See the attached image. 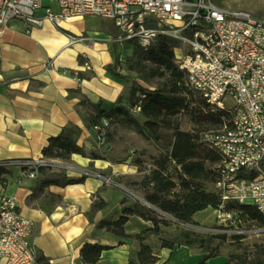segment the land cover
I'll use <instances>...</instances> for the list:
<instances>
[{"label": "crops", "instance_id": "1", "mask_svg": "<svg viewBox=\"0 0 264 264\" xmlns=\"http://www.w3.org/2000/svg\"><path fill=\"white\" fill-rule=\"evenodd\" d=\"M65 23L70 28L48 23L30 27L13 21L0 39V163L7 172L0 191L13 197L20 214L32 222V243L45 264H83L80 249L85 243L106 247L97 264H129L130 253L138 250L139 243L94 231L86 213L98 197L107 207L94 220H117L126 208L121 202L127 191L120 180L137 173L128 160L115 161L99 154L94 133L85 128L77 104L85 97L103 109L117 104L128 108V84L110 74L107 67L117 58L121 62L117 72L126 75L124 62L132 52L125 54L127 46L113 42L118 33L114 25L102 29L86 17ZM79 37L90 44L75 41ZM69 123L82 130L77 145L83 147L86 157L72 155L66 162L44 159L42 149L48 140ZM91 153L101 159H89ZM21 161L43 164L47 174L84 180L36 191L42 176L26 178L18 165ZM106 179H112L111 187ZM150 228V222L132 216L124 232L133 236ZM144 243L151 245L147 240ZM151 246L157 256L155 264H198L204 256L183 246L173 250ZM226 262L227 256L220 254L204 264Z\"/></svg>", "mask_w": 264, "mask_h": 264}, {"label": "built area", "instance_id": "2", "mask_svg": "<svg viewBox=\"0 0 264 264\" xmlns=\"http://www.w3.org/2000/svg\"><path fill=\"white\" fill-rule=\"evenodd\" d=\"M89 16L111 20L118 31L113 42L118 45L147 50L159 35L179 40L174 63L186 85L211 113L230 114L228 126L203 133L201 142L220 158L215 166L219 180L213 185L221 201L214 211L221 224L216 232L233 227L235 235H243L237 214L223 208L236 202L253 206L264 216L260 168L264 160V21L210 0H0V39L13 21L30 27L45 23L60 27ZM75 41L90 44L83 37ZM128 110L139 114L140 103ZM108 126L102 120L93 128L97 148L105 145ZM18 165L28 179L37 178L43 166L32 161ZM251 170L257 172L254 179L239 176ZM32 231V222L20 214L15 199L0 191V264L37 263Z\"/></svg>", "mask_w": 264, "mask_h": 264}, {"label": "trees", "instance_id": "3", "mask_svg": "<svg viewBox=\"0 0 264 264\" xmlns=\"http://www.w3.org/2000/svg\"><path fill=\"white\" fill-rule=\"evenodd\" d=\"M179 46V40L159 35L147 50H142L134 44L130 46L132 56L124 62L126 75L117 72L121 65L117 58L107 67L110 74L128 84L126 99L129 106L136 102L140 103L139 115L144 119L142 123L129 112L128 108L119 104L110 109H103L100 103L94 104L82 97L77 106L78 115L83 120L85 128L92 131L95 126L101 124L102 120H107L109 124L114 122L122 128L135 131L143 139L150 140L162 149V154L155 161L154 168L139 182L131 183L129 186L137 187L147 204L158 208L178 223L195 225L193 216L196 213L206 209L218 210L221 203L218 195L208 191L206 187L213 186L219 180V172L215 166L220 158L201 142V135L228 126L230 114L222 110L211 113L208 105L186 85L183 72L174 63V51ZM140 82L154 83V89L143 88ZM180 115H186L191 125L198 130H181L178 122ZM81 133L82 130L78 126L69 123L56 137L48 140L47 145L42 149L43 158L66 162L72 155L86 157L83 147L77 145ZM89 159L98 160L101 156L91 153ZM172 164L177 169L174 176L168 174V166ZM260 168L264 173V160L260 163ZM45 170V167L38 168L42 179L36 191L52 185L65 187L82 183L84 180V178L70 179L65 174H47ZM6 173L0 168V183ZM239 176L252 180L257 176V172L255 170L241 172ZM116 183L119 184V181L116 180ZM124 203L125 200L121 202ZM106 207L107 204L98 197L92 201L86 217L88 222L94 225V231L104 230L116 237L136 240L139 247L137 251L130 253L129 264H155L157 256L153 248L144 242L150 233L160 235L159 225H165L164 220H158L153 210L137 202L124 208L117 220H113L112 217L94 220L97 213ZM223 211L236 213L240 221L252 222L264 228V216L253 206L228 202L224 205ZM132 216L150 222L152 228L133 236L126 235L124 225ZM241 237V235L231 236L234 240H239ZM224 240H226L224 234H208L200 237L195 232L181 229L168 239L159 237L158 248L173 250L183 246L196 250L204 255L198 264H204L206 260L220 255L216 242L220 245ZM105 249L106 247L98 244H83L80 249L82 263L97 264ZM228 258H232V255L227 257L226 264ZM236 261L237 264H264V245H255L251 255L237 256ZM37 263L45 264L43 258H38Z\"/></svg>", "mask_w": 264, "mask_h": 264}, {"label": "rangeland", "instance_id": "4", "mask_svg": "<svg viewBox=\"0 0 264 264\" xmlns=\"http://www.w3.org/2000/svg\"><path fill=\"white\" fill-rule=\"evenodd\" d=\"M213 4L219 7L228 9H241L248 11L253 17L264 21V0H210ZM89 22L95 23L98 27L104 29L109 24L113 27V22L108 19L89 16L86 17ZM128 48V49H127ZM125 54L132 52V47L127 46ZM135 76V75H132ZM140 85L146 89H154V83L145 84L140 82ZM135 118L142 123L144 121L141 115H134ZM179 128L183 131L198 130V128L191 125L186 115L178 116ZM204 129H201V131ZM200 131V132H201ZM93 132V131H92ZM106 141L105 145L101 148H97V151L101 155H109L112 160L129 161V165L133 166L136 173L132 178L122 179L120 183L126 187L127 193L125 194V203L123 206H131L134 202L141 204L142 206L154 211L157 219L164 220L165 225H159L161 230L160 235L148 234L147 242L153 246H158V238L168 239L172 235L176 234L181 229L190 230L195 232L198 236L203 237L208 234H224L226 240L221 244L216 242L217 251L220 254H225L227 257L232 255V258H228V264H237L236 257L243 255H251L254 246L262 244L264 245V228L258 227L255 223L241 220V225L238 228L243 230L244 234L239 240L231 238L233 233V227L225 228L226 232H216V228L221 226L215 217L214 210L201 211L195 214V225H183L174 220L171 216L162 213L158 208L154 206L145 205V200L142 197V192L138 191L137 187H130L131 183L139 182L144 175H146L151 169L154 168V163L162 154V149L155 145L150 140L143 139L135 131L131 129L122 128L117 123L112 122L106 128ZM94 133V132H93ZM174 165L168 166V174L175 175ZM176 179L175 177L173 178ZM112 179L109 182L105 180V184L112 186ZM208 191L214 192V188L211 185L206 186ZM151 224V223H150ZM229 226V225H228ZM218 244V245H217Z\"/></svg>", "mask_w": 264, "mask_h": 264}, {"label": "bare ground", "instance_id": "5", "mask_svg": "<svg viewBox=\"0 0 264 264\" xmlns=\"http://www.w3.org/2000/svg\"><path fill=\"white\" fill-rule=\"evenodd\" d=\"M60 26L63 27V28H70L69 25L66 24V23H62Z\"/></svg>", "mask_w": 264, "mask_h": 264}, {"label": "water", "instance_id": "6", "mask_svg": "<svg viewBox=\"0 0 264 264\" xmlns=\"http://www.w3.org/2000/svg\"><path fill=\"white\" fill-rule=\"evenodd\" d=\"M145 205L149 206V204H147L146 202H145Z\"/></svg>", "mask_w": 264, "mask_h": 264}]
</instances>
